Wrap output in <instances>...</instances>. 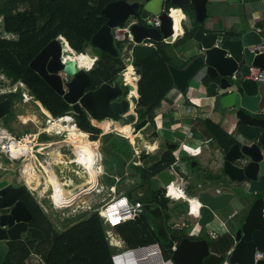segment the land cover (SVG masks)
Listing matches in <instances>:
<instances>
[{"label":"water","instance_id":"water-1","mask_svg":"<svg viewBox=\"0 0 264 264\" xmlns=\"http://www.w3.org/2000/svg\"><path fill=\"white\" fill-rule=\"evenodd\" d=\"M207 1L114 0L100 10L105 22L91 36L84 50L96 60L102 59L105 54L114 59L130 57L135 63L155 50L154 44L142 45L143 41L173 42L176 32L167 14L169 8L181 9L190 5L196 24L201 25L206 17ZM261 3L264 6V0ZM154 17L159 19V27L153 26L151 19ZM128 20L134 21L130 26L134 43L120 48L113 42L111 32L114 28L123 27ZM263 40L262 23L257 30L234 36L215 29L206 31L198 26L194 28L188 44L193 59L183 68L168 65L173 86L182 93L186 92L191 80L208 82L205 86L207 98L217 100L222 116L232 126L230 144L220 158L218 177L204 190L196 192L194 197L199 205L200 227L222 219L233 204L246 203L245 216L240 222L232 221L229 230L234 243L228 264H264V83L249 80L239 85L236 83V76L246 73L250 66L264 68V54L254 55L248 51L249 46L260 44ZM72 45L64 36L50 41L30 61V69L70 105L76 115L85 112L90 117L108 119L123 126L134 123V117L122 115L127 100L117 101L121 97L122 76L118 75L111 84L104 83L94 90L85 91L90 83L89 72L78 68L76 60L70 59L75 53ZM61 73L69 79L63 81ZM127 87L129 90L133 88L130 84ZM22 99L19 90L0 93V119L9 115L15 103ZM145 123L146 120L139 122L136 129L144 127ZM137 142L138 138L136 145ZM175 148L176 143H170V149ZM155 178L166 189L174 181L175 174L165 170ZM25 188V185L13 186L10 183L0 186V264L6 256L3 242L16 241L20 234L33 239L42 237L41 231L27 228L31 215L23 200L19 199ZM16 210H21V218L14 213ZM256 252L262 253L263 257L255 259ZM209 255L205 238L193 241L186 237L176 245L170 259L175 264H203Z\"/></svg>","mask_w":264,"mask_h":264},{"label":"trees","instance_id":"trees-1","mask_svg":"<svg viewBox=\"0 0 264 264\" xmlns=\"http://www.w3.org/2000/svg\"><path fill=\"white\" fill-rule=\"evenodd\" d=\"M75 1L0 0V77H4L7 82L5 85L8 86L21 83L34 101L40 103L52 117L64 116L71 107L30 69V61L50 41L61 36L74 44L73 50L78 52L74 54H80L89 45L91 36L105 22L100 10L106 0H89L76 12L70 13L69 7ZM181 9L197 26L192 7L188 5ZM179 14V11H173L175 19ZM194 28L185 29L181 39L172 45L156 43L155 50L133 63L136 71L130 69L131 73L139 75L136 113L140 119L148 116L154 129L156 110L173 87L168 65H174V62L169 50L175 48L179 42L189 40ZM178 31L176 22V35ZM3 34L11 38H4ZM184 66L185 62L178 67ZM122 69L119 59L104 55L89 71L90 88L104 82L111 83ZM74 119L82 132L92 135L89 138L83 133H75L74 139L84 138L89 142L98 140L101 130L91 125L85 112L75 115ZM202 124L220 146L230 143L226 134L211 121L205 120ZM9 130L13 131L10 128ZM101 138H104L105 145L113 154L109 163H115V168L110 169V176L105 179L106 185L109 188L115 185L118 192H122L131 202L140 201L143 212L134 221L112 228V236L106 233L107 227L95 209L98 208L97 205L91 211L80 212L72 219H66L71 222L70 225L63 231L56 232L51 222L43 217L39 202L24 189L21 198L31 209L34 215L32 223L42 232L43 239L26 240L21 245L14 241L7 242L6 256L1 264H27L26 260L31 254L40 256L38 264H111L110 256L116 250L154 242L159 243L164 258L170 256L172 241L168 235L174 233L168 223L172 218L187 216L188 205L181 202L170 207L171 201L168 196L165 198L164 189L157 186L155 176L168 170L175 163V156L171 150L152 157L142 153L139 157L142 163L136 165L135 161H131L133 149L126 139L113 133ZM128 176L134 179V184L125 183L124 178ZM117 177L118 181L115 179ZM164 238L169 241L165 242ZM119 241L122 246L118 245ZM231 244L229 235L218 238L211 245V254L205 262L221 264Z\"/></svg>","mask_w":264,"mask_h":264},{"label":"crops","instance_id":"crops-1","mask_svg":"<svg viewBox=\"0 0 264 264\" xmlns=\"http://www.w3.org/2000/svg\"><path fill=\"white\" fill-rule=\"evenodd\" d=\"M171 9H174V10H177L180 12L177 19H175L177 23H178L179 17H181L183 15V18L182 19L180 18L181 22L178 24V26H179L178 35L176 36L175 40L172 43H169L170 45L174 44L175 41H178L179 39H181V37L184 34L185 29L191 30L194 27L199 26L198 24H197V26H195L193 24V21H191L190 24H188L187 26H185V28H183L182 27V21L185 20V18L187 16L183 13L182 9H180V8L171 7ZM262 18H264V6L262 5L261 0H208L206 2V17L204 20L205 25L201 26V27H204L206 29V31H210L211 29H215V30L223 31L227 35L234 36L237 34H241L244 31L257 30V28L260 27V23L264 24V20H262ZM144 43H146V45L154 44V46L156 48V43H153L151 41L146 40V41H143L141 44L145 45ZM189 43H190L189 40H187L186 42H179L178 45L175 46V48H172L169 50L170 55L172 57L174 65H175V66L174 65H172V66L179 68L178 66H180L183 62H185V65H186L187 63H189L193 59V57H194L193 53L191 51H189V49H188ZM262 43H264V40L262 41ZM166 44H168V43H166ZM83 50L80 53L84 54ZM129 59H131V58L129 57ZM122 65H123V67L125 66L124 63H122ZM131 68H133L135 70V68L133 67L132 61L130 64V69ZM130 69H129L128 73H130ZM246 73H240L236 76V83L238 85L241 84L243 81H245V80L241 79V76L246 74ZM134 75H135V77L133 79L134 81L131 80L130 76L128 75V78H129L131 83H135L136 81L138 82V80H139V75H137V74H134ZM125 82H126V79H125ZM137 82L135 83L136 88L133 86V88H135V90H136V93H137ZM105 83H107V82H105ZM207 83H205L204 80L200 81L199 79L191 80L189 82V87L187 88L185 93L178 91L173 86L171 88V90L163 98V100L161 102V106L159 109L156 110L155 117H154V121H156V120L160 121V125H158L157 128L169 131L173 135V139H172L173 141H169V140H166V141L169 143L175 142L176 147H177V144L181 145V147H180V149H178V151H174V152H176L177 155L178 154L180 155V153L183 152L187 155L186 157L188 159L192 160L195 156H191L189 154V152H192L190 149H193V148L200 150V154H198V155L204 154V158L201 160V165L197 166V163L192 164L193 166H196L198 168V171L195 172L194 177H192V180H189V178L191 176L190 173L186 172L183 174L181 167H185L186 162L184 160H183L182 164L180 165V169H177L178 167L175 169L178 173H180L179 174L180 177H179V179H177V181L179 183V185H178L179 189L176 188L174 181L172 182L173 184L170 187V189L173 188L176 191V194L178 193V196L176 194L175 195L170 194L169 196L176 198V199L180 198L181 197V196H179V192H180L183 195V198H181L183 201H180V202L187 203L188 211L190 208L189 206H192V204L195 203L194 197L196 195V192L204 190L205 187L207 186V184L215 182L216 177H218L219 172H220V169H219L220 158L223 154L224 149H226L227 146H229V144H230L229 143L226 145V143H225L222 146H220L218 144V141H216V138L212 134H209L206 131V128L202 124V121H205V120L211 121L213 124L218 126L226 134V136L229 139L231 137V132H232V126L222 116V114L220 112L221 110L219 109V105L217 103V100H213V98H211V99L207 98V95L205 94V86L207 85ZM15 85H20L19 87H21V89L25 93L28 94V96H29L28 99H32L33 100L32 102L39 105L40 109L43 111V116L50 115L41 106L40 103L34 101V98L32 96H30L28 90L21 83H17ZM4 87H8V84L5 85ZM19 87H17V88H19ZM131 93H132V90H131ZM133 95L135 98H137L138 94L135 95V93H133ZM28 99H26V100H28ZM136 106L137 105L135 104V106L133 107V110L135 111V113H133L132 115H134V118L136 116ZM87 117H88V120L92 126L99 128V129L101 128V127L94 124V121L97 120L95 117H90L89 115H87ZM40 129H41V126L37 127L35 129L36 131L34 130V131H29V132H37ZM79 131L81 133H84L80 129H79ZM154 131H155V129H154ZM29 132H22V133H29ZM155 132H157V131H155ZM101 133H102V131H101ZM84 134H90V133H84ZM75 135L76 134L74 132H71L70 136H69V138L79 148V149H76L74 151L80 157H84L85 153L91 155V157L93 158L94 165L97 168L96 171L94 170V173H95L96 178H97V175L99 173L98 171L101 170L100 166H99V158L100 157L98 156L97 151L93 148L92 142H89L84 138L74 139ZM104 135H106V134H104ZM90 136H91V134H90ZM47 138H49V137H47L45 135H42L40 137V139L42 141H52V139H47ZM178 138H180V143L177 141ZM53 140H57V139H53ZM185 141H189V142L194 143V147L187 146L186 144H184ZM104 142H105V140H104ZM89 147L90 148L92 147V148L90 149ZM185 147H187L189 150L186 151L184 149ZM4 159L9 161L7 158H4ZM15 170H16V172H18V177L16 178L17 179L16 181L21 182V185H25V187H26L25 189H27L29 191L28 186L24 183V180H25L24 176H26V175H24L25 173L21 174V170H20V168L17 169V166H16ZM22 170H24V169H22ZM170 172L174 173V171H172V170ZM38 174L40 175L38 180L41 182V179H42L41 173H38ZM23 177H24V180H23ZM198 185H200L201 188H197ZM83 194H84L83 192L78 193V194H74L73 195L74 198L72 199L73 201H71L68 206H71L72 204H74L75 201L77 200V198L82 196ZM118 195H123V193L120 192ZM177 201H178V203H180L179 200H177ZM245 205H246V203L245 204H239V203L233 204L231 206V208L227 209V211L225 212V216L227 218H222L220 220H217V222H219L221 224V227L225 226V228L223 227V231H224L223 233L217 234L216 232L212 231V229L215 227L214 226L215 224H211V225H213V227L210 228L211 230L206 231V237L208 236L211 239V241L208 242V240L205 238L207 241V244H208V249H209L210 254L212 251L210 249V247L213 244V242H215L218 238L222 237L223 235H229L231 240H232L231 247L227 251V253L225 255V259L223 260V262L221 264H224L226 262L228 264L229 253H230V251L233 247V243H234L233 238H232V234L229 233L231 226L228 225V223H226L225 220L232 219L230 222H232L233 220H234L233 222H235V223L240 222L243 219V217L245 216L246 211H247V207H245ZM40 207H41V205H40ZM26 208L29 209V207H26ZM188 211H187V216L189 217ZM84 212H88V211H84ZM233 212H235L234 216L229 218V216ZM238 213H239V215H238ZM192 217H194L196 219L195 213H193ZM209 227H211V226L200 227L198 225V221H197V226H195L193 222H189L187 224V226L185 227V233L184 234L188 238L190 236H194V235L196 236V233L198 234V236H200L201 233L203 232V228H209ZM190 233H192L194 235H191ZM203 238L204 237H201V239H203ZM154 243H157V242H154ZM118 244H119V242H118ZM143 245H146V244H143ZM158 245H159V243H158ZM137 246H140V245H137ZM134 247H136V246H134ZM173 247L175 248L176 245L172 243L171 253L174 250ZM122 249H126V248H121V249L116 250V251H120ZM170 256H171V254H170ZM170 256L168 258H170ZM168 258H165V259H168Z\"/></svg>","mask_w":264,"mask_h":264},{"label":"built area","instance_id":"built-area-1","mask_svg":"<svg viewBox=\"0 0 264 264\" xmlns=\"http://www.w3.org/2000/svg\"><path fill=\"white\" fill-rule=\"evenodd\" d=\"M173 11L176 10L169 8V12L167 14L172 19V28L175 31L174 27L176 20L175 15H173ZM180 18L182 19L183 15L179 17L178 24L181 22ZM151 22L154 27H159L160 25V21L157 17L153 18ZM133 23L134 21L128 20L127 22H125L123 27L112 29L111 33L113 42L118 44L120 48H123L128 43H134L133 37L130 32V26ZM176 36V34H173V41L175 40ZM2 37L9 38V36L6 34H3ZM248 51L254 55L264 54V43L251 45L248 47ZM83 55L87 56V54L85 53ZM62 59L63 61L65 60V58ZM94 62L95 59H93V63L88 68L85 67L83 69L89 72L92 69ZM130 64L131 59H124L125 69ZM124 70L121 73V83L125 87L127 86V84L123 77ZM61 77L63 81H67L69 79V77L63 73H61ZM241 79L249 80L255 83H264V68L250 66L247 70V73L241 76ZM15 90L19 89L14 85L8 86L7 88H5V90L1 91V93H7L9 91ZM28 97V94L25 93V97H23V100L28 99ZM136 100L138 102V95ZM75 115L76 114L72 109L67 114L60 117H52L51 115H47L45 119V126L41 127L40 130H38L37 132L22 133L20 136L13 135L7 130L0 128V156L7 158L10 162L21 161V165H23L24 168L26 164L29 165L33 173H41V177L46 180L48 172H51L52 175H54L58 182H60V184L62 185V190L59 189V191L62 192L64 196L67 197L71 194H76L74 192L77 191V189H81L79 188L81 187L80 185L87 186L88 180V173L84 171L85 169L80 161H77V155L71 157V170L69 171L67 177L64 179H61L57 176L55 163L53 161L54 155L59 151H74L76 149H79L69 138L71 132L81 133L75 122ZM42 135H45L47 137L61 136V138H58L57 140L52 139V141H42L40 139ZM85 135L89 136V138L92 137V135L90 136V134ZM190 150L192 151L189 152L191 156H197L198 154H200V150L196 148ZM98 172L99 173L97 177L102 174L105 175L104 171ZM47 186L49 190L47 197L49 198L51 205L58 211H62V209H65L57 208L54 204L55 193L53 184L49 183V185ZM86 188H82L79 193H87ZM91 209L92 208L87 206L86 209L83 210L89 211ZM96 210L98 211V214L102 219L104 225L107 227L106 233L108 235L111 233L112 228L120 226L129 221H134L143 212V206L140 201L135 200L134 202H131L126 196L115 195L113 193L107 200L101 203ZM262 213L264 215V207L262 208ZM188 214H190V210L188 211ZM234 214L235 212H233L229 216V218L233 217ZM189 217H191L194 225L197 226L199 215H197L196 219H194L190 215ZM223 227L225 228V226ZM190 234L194 235L192 233ZM262 256V253L256 252L255 259H261ZM110 262L111 264H175L170 258L165 259L163 257L162 250L158 243H150L116 251L111 254ZM224 264H227V262Z\"/></svg>","mask_w":264,"mask_h":264},{"label":"rangeland","instance_id":"rangeland-1","mask_svg":"<svg viewBox=\"0 0 264 264\" xmlns=\"http://www.w3.org/2000/svg\"><path fill=\"white\" fill-rule=\"evenodd\" d=\"M89 2V0H76L74 3L71 4V6L69 7V12L70 13H74L76 12L83 4ZM209 14V13H208ZM187 17L185 18V20L182 21V27L185 28V26H187L188 24L191 23L192 19L190 16L186 15ZM153 16H149V18H151ZM205 24H201L199 26H204ZM11 38V37H9ZM75 53H78L74 50ZM84 53L89 55V51L83 50ZM122 55V53H121ZM86 58H88V60L90 61V63L93 62L92 58H89V56H85ZM122 57V56H121ZM121 62L124 63V59H121ZM125 69V66H124ZM123 69V70H124ZM122 70V72H123ZM128 72H125V74ZM128 75H130L131 80L134 79L135 75L133 73H128ZM5 82L4 81V77H0V92L5 90L4 87L5 86ZM16 88L19 87L20 85H14ZM23 97H25V92L21 89V87L18 88ZM131 92V91H130ZM136 93L135 88H132V93ZM32 99H28V100H21L18 101L17 103H15V106L12 108L11 113L3 118L0 119V128L6 129L8 132H10L13 135H18L20 136L22 132H29V131H34L37 127H43L45 126V119L46 116H43V111L40 109L39 105H37L36 103L32 102ZM130 103V102H129ZM95 124V123H94ZM96 125V124H95ZM160 125V121L156 120L155 121V131H157L159 133V137L162 140H169V141H173V135L166 130H162L157 128V126ZM99 126V125H98ZM101 127V126H99ZM128 126H125L124 129H121V131L126 132L128 136L132 135L130 128H127ZM12 129L13 131L9 130ZM151 129L154 130V127L152 126ZM129 130V131H127ZM36 131V130H35ZM102 133L99 135V138L97 141H93L92 140V145L93 148L97 151L98 153V157L99 158V166H100V172L104 171L105 175H99L96 179V184L93 187L94 189H91V191L89 192H84V194L82 196H80L73 205L62 209V211H58L56 210L51 203L49 202V198L47 197L48 195V184H47V180L46 179H41V182H39V175L36 173V179L37 182L28 184L27 183V179L25 176V180L24 183L28 186L29 191L32 193L33 197L39 202V204L41 205V209H42V214L43 217H45L47 220H49L51 222V224L53 225L54 230L57 232H61L63 231L66 227H68L70 225L71 222H67L66 219H72L75 215H77L78 213H82L84 212L83 209H86L87 206H89L90 208L94 209V207H96L97 205L100 206L101 203H103L105 200H107L113 193L115 195H118L120 192H118V189L116 188L115 185H113L111 188L108 187V185H106L105 183V179L107 177L110 176V169L111 168H115V163L114 162H110V160H112L113 158V154L111 153L110 149L105 145V142L103 141V139L101 138L102 136L104 137V134L108 135V134H117V136H122L124 139H126L128 141V143H130L132 149H133V155L131 156V161H135L138 162V158L140 155V151H142L141 147H136L133 145L132 143V136L128 137L127 135L123 134V133H116L113 130L107 129V131L102 130ZM147 132V130H146ZM145 136V135H144ZM138 137V136H137ZM61 138V136H57V137H49L47 139H58ZM92 138V137H90ZM130 138V139H129ZM177 141L180 143V138L177 139ZM148 143L154 142V144L160 142L158 138H156L155 136L149 138L147 140ZM184 144H186L187 146L190 147H194V143L189 142V141H185ZM181 145L177 144V147L174 151H178V149H180ZM90 148V147H89ZM92 148V147H91ZM90 148V149H91ZM186 151H188L189 149L187 147L184 148ZM146 153V151H144ZM149 153H153V151H150ZM85 155H88L87 153H85ZM187 155L183 152L180 153V157L183 158V160L186 162L185 167H181L183 174L184 173H190V178L189 180H192V177H194L195 172L198 171V168L196 166H193L191 163L195 162L198 165H201V160L204 158V154L201 155H197L195 156L192 160L188 159L186 157ZM21 161H16V162H9L6 159H4L2 156H0V186L5 185L6 183H8L10 180L11 181H15L17 180L16 178L18 177V172H16V166L17 169L20 168L21 170V174L24 173V166L21 165ZM199 163V164H198ZM180 169V166L178 167ZM119 178V177H117ZM116 179V181H118V179ZM35 179V180H36ZM125 183L127 184H134V179L131 177H125L124 178ZM46 184V185H45ZM179 183L176 180L175 182V186L177 189H179L178 186ZM81 187L79 188H86L88 186L86 185H80ZM81 189H77V191H75L74 193H79L81 191ZM167 196L169 197V200H179L183 201L181 198H173L170 195L171 191L170 189H167ZM166 194V192L164 191V195ZM166 196V195H165ZM181 203V202H180ZM98 206V207H99ZM189 210H190V216H193L194 210L192 206H189ZM58 208V207H57ZM91 209V210H92ZM97 209V208H95ZM89 210V211H91ZM194 218V217H193ZM223 218H226L223 217ZM195 219V218H194ZM234 221V220H233ZM189 222H192L191 217L188 216H180L178 218H172L169 221V225H173V224H184V227L187 226V224ZM226 223H228V225H232V222H230L229 220H225ZM192 224V223H191ZM211 224H215L214 228L212 229V231L216 232L217 234H221L223 233V227H221V224L219 222H214ZM208 226V225H207ZM211 227L209 228H203V232L201 233L200 237H204L208 240V242L211 241V239L207 236L206 237V231L211 230L210 228L213 227V225H209ZM187 231V230H186ZM108 235H112L114 236L113 232H111ZM195 236V235H194ZM198 237V234L196 233L195 238ZM117 239V238H116ZM165 242L163 241V244ZM119 246H122V242L119 241ZM40 262V256H37L35 254H31L27 260L26 263L27 264H38Z\"/></svg>","mask_w":264,"mask_h":264},{"label":"flooded vegetation","instance_id":"flooded-vegetation-1","mask_svg":"<svg viewBox=\"0 0 264 264\" xmlns=\"http://www.w3.org/2000/svg\"><path fill=\"white\" fill-rule=\"evenodd\" d=\"M112 1H114V0H106V2L104 3V5H103V7L106 5V4H108V3H110V2H112ZM125 1H128V2H131V1H133V0H125ZM102 7V8H103ZM105 55V54H104ZM103 55V56H104ZM89 56V55H88ZM90 58H93V59H95L93 56H89ZM119 60H121L120 58H119ZM98 60H96L95 59V62H94V64H93V66L96 64V62H97ZM93 63V62H92ZM122 67H123V65H122ZM123 69H124V67H123ZM122 69V70H123ZM122 73V72H121ZM121 73L119 74V75H121ZM105 83V82H104ZM104 83H100L99 85H96V86H94V87H92V88H90V83H89V85H88V87L86 88V90L85 91H91V90H94L95 88H97V87H99L100 85H102V84H104ZM107 84H111V83H107ZM127 84V83H126ZM128 85V84H127ZM132 86V85H131ZM133 87V86H132ZM120 89H121V97L120 98H118L117 99V101L118 100H127V104L129 103V102H131V100H130V95H129V88L127 87V86H123L122 85V83H120ZM132 105V104H131ZM135 106V105H134ZM133 106V107H134ZM133 107H131L130 105H129V107H128V112H130V113H135V111L133 110ZM131 116V118H133L134 117V115H130ZM95 118L98 120V121H103V120H105V119H101L100 117H96L95 116ZM135 121H134V123H132V124H130L129 125V128H130V131H131V134L132 135H136V136H138V142H137V145H136V147L138 148V147H141L142 148V151H140L141 153H140V155H139V157L141 156V154L142 153H144L145 155H148V157H152V156H158L159 154H164V153H166L167 152V150H171L170 149V143L169 144H167L166 143V140H162L160 137H159V134L157 133V132H155L153 129H151V123H150V120H149V118H148V116H146L145 118H142V119H140L139 118V116H138V114L136 113V116H135ZM106 120H108V119H106ZM143 120H146V123H145V125H144V127H142V128H140V129H136V125L139 123V122H141V121H143ZM110 121V120H109ZM111 122V121H110ZM115 124H118V123H114V122H111V125H110V127H109V129L110 130H113L114 132H116V133H118V131H116L115 130ZM123 126V125H122ZM100 129H102V128H100ZM121 129H124V127H122ZM146 130H147V132H146ZM145 135V136H144ZM153 136H155L156 138H158L159 139V141L160 142H158V143H156V144H154V142H151V143H148L147 142V140L149 139V138H151V137H153ZM133 147V146H132ZM144 151H146V153L144 152ZM150 151H153V153L151 154V153H149ZM172 151V154L175 156V163L169 168V170L171 171H174V174H175V180H174V182H176V180L177 179H179V177H180V173H178L175 169L177 168V167H179L181 164H182V162H183V158H181L180 157V155L178 154H176V152H174V150H171ZM138 164H141L142 163V160L141 159H139L138 158ZM193 163H195V162H193ZM193 163H191V164H193ZM135 164L136 165H138L137 164V162H135ZM177 169H179V168H177ZM180 171V170H179ZM217 178V177H216ZM155 180L157 181V186L158 187H160V188H162V189H164V191L166 192V190L167 189H165V188H163L162 187V185H161V183L155 178ZM8 183H10V184H12L13 186H19V185H21V182H17L16 180L15 181H9ZM8 183H6V184H8ZM5 184V185H6ZM161 185V186H160ZM24 191V190H23ZM23 193V192H22ZM22 193L20 194V196H19V199L20 200H23L22 198H21V196H22ZM167 193V192H166ZM166 195V196H165ZM164 196H165V198H167V194H165ZM169 199V198H168ZM23 202H24V200H23ZM171 202L173 203V205L172 206H174V205H176L177 203H178V201L177 200H171ZM25 203V202H24ZM26 205V204H25ZM170 206V205H169ZM171 206V207H172ZM27 207V206H26ZM27 210L29 211V213H30V215H31V217H30V220H29V222H28V224H27V228H35V229H37V230H39L36 226H34L33 225V223H32V221H33V219H34V215H33V213L31 212V209H28L27 208ZM15 214H16V216L17 217H19V218H21V210H16L15 212H14ZM238 215H239V213H238ZM241 215V214H240ZM170 229L172 230V232L174 233V235H171V234H169L168 236H169V238H170V240L172 241V243L173 244H175V245H177L183 238H185L186 237V235L184 234L185 233V227H184V224L183 223H181V224H173V225H171V227H170ZM40 231V230H39ZM41 234H42V232H41ZM183 234V235H182ZM199 238L201 239V237L200 236H198L197 238H195V236H190L189 237V239L190 240H193V241H195V240H199ZM36 240V241H41L42 239H43V234H42V237L40 238V239H33V238H29V237H27L26 236V234H20V238L18 239V240H16V241H14L17 245H21V242H25L26 240ZM165 242H168L169 240L167 239V238H164L163 239ZM9 242V241H8ZM6 243L7 242H3V244L5 245V249H6ZM209 258V257H208ZM208 258H206V259H208ZM206 259H204L203 260V264H207L206 262H205V260Z\"/></svg>","mask_w":264,"mask_h":264},{"label":"bare ground","instance_id":"bare-ground-1","mask_svg":"<svg viewBox=\"0 0 264 264\" xmlns=\"http://www.w3.org/2000/svg\"><path fill=\"white\" fill-rule=\"evenodd\" d=\"M70 50V49H69ZM71 51V50H70ZM72 57V58H71ZM70 57V59H76V64H77V67L78 68H85V67H89L92 63H90V61L88 60V58L85 57V55L83 54H72V56ZM130 69V65L127 66V68L124 70V73H123V77H125L124 79H126V82L127 84H130L132 86H135V83H131L129 78H128V73L125 74V72H128ZM130 76V75H129ZM134 81V80H133ZM132 90V89H131ZM130 90V91H131ZM20 91V90H19ZM21 93V91H20ZM134 93V92H133ZM22 95V93H21ZM130 95V98H131V102L128 103L123 109H122V115L123 116H130L133 114L128 112V107L129 105L131 107H133L135 105V97L133 94H131V92L129 93ZM23 96V95H22ZM133 104V105H131ZM94 123L98 126H101L102 130L104 131H107V129H109L110 125H111V122L109 120H103V121H97L95 120ZM115 130L120 132V133H123L125 135H127L126 132H123L121 131V128L122 127H125V126H122V125H119V124H115ZM129 128L126 127V129ZM129 131V130H127ZM128 136V135H127ZM131 136V135H130ZM128 136V137H130ZM137 136L136 135H133L132 137V143L134 146H136V140H137ZM130 139V138H129ZM78 157H77V156ZM72 156H76V159L77 161H80V163L83 165L84 167V171L86 173H88V180H87V188H86V191H91V189H94L93 187L95 186L96 184V175L94 173V170L97 169L96 166L94 165V162H93V158L91 157L90 154L88 155H85L84 154V157H80L78 154H76L75 151H70V150H67V151H59L58 153H56L53 157V161L55 163V170L57 172V176L60 177L61 179H64L67 177V175L69 174V171L71 170V157ZM81 160H80V159ZM82 161V162H81ZM24 175H26V179H27V183L28 184H31L34 182L38 183L37 182V177L35 176V173H33L31 171V168L29 165H25V168H24ZM25 177V176H24ZM36 179V180H35ZM40 182V181H39ZM47 184L49 185V183H52L53 184V188H54V193H55V196H54V204L56 205V207L58 208H67L69 207V203L71 201H73L72 199L74 198L73 195L74 194H71L69 196H64V194L62 192L59 191L62 190L61 188V184L60 182H58V180L56 179V177L54 175H52V173L48 172V176H47ZM173 183H171V185H169L168 187H166V189H170V187L172 186ZM46 185V184H45ZM172 195H175L176 194V191L171 188L170 189ZM78 194V193H76ZM63 195V196H62ZM178 196V193L176 194ZM179 196H181L180 198H183V195L179 192ZM79 198V197H78ZM77 198V199H78ZM195 202V201H194ZM73 205V204H72ZM192 207H193V210H194V213H195V217L197 218V215H198V207L199 205L195 202L192 204Z\"/></svg>","mask_w":264,"mask_h":264}]
</instances>
